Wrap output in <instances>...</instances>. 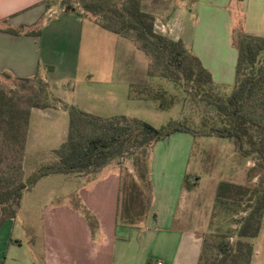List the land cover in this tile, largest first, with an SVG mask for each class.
Listing matches in <instances>:
<instances>
[{
	"label": "crops",
	"instance_id": "1",
	"mask_svg": "<svg viewBox=\"0 0 264 264\" xmlns=\"http://www.w3.org/2000/svg\"><path fill=\"white\" fill-rule=\"evenodd\" d=\"M141 6L154 17L155 29L181 41L220 88L233 86L240 34L264 36V0H141ZM74 12L51 18L46 0H0V80L39 77L59 87L60 80L72 78L73 50L55 47L48 39L58 33L67 38ZM78 108L101 118L129 117ZM31 134L28 128L24 161H38L41 153L51 156L57 149L30 144ZM171 179L152 180L145 219L139 226H128L118 220L121 178L115 168L46 176L22 193L15 219L0 227V264H198L202 241L195 229L181 224V210H189V202L179 177L176 186ZM73 197L94 215L95 233L71 205ZM251 264H264V260L253 256Z\"/></svg>",
	"mask_w": 264,
	"mask_h": 264
},
{
	"label": "rangeland",
	"instance_id": "2",
	"mask_svg": "<svg viewBox=\"0 0 264 264\" xmlns=\"http://www.w3.org/2000/svg\"><path fill=\"white\" fill-rule=\"evenodd\" d=\"M47 3L53 11L51 18L75 11L66 30L67 38L58 33L53 40L48 39L55 47L73 50L72 78L60 80L59 87L39 77L27 81L9 77L0 80V88L20 110L34 109L31 107L34 99L50 106L42 111L32 110L29 115L30 144L59 148L68 128V114L61 108L62 103L86 107L97 115L124 113L160 129L181 122L194 130H203L215 121V110L200 99L201 95H187L166 79L148 76L149 60L132 39L95 25L91 14L84 13L76 0H48ZM36 27L41 29L40 24ZM232 88H213L211 93L226 96ZM158 93L164 94L161 101L165 108H159V101L154 98ZM129 95L144 100H131L127 98ZM177 136L180 137L156 142L151 151L123 154L105 167L115 168L120 174L121 206L129 195L131 181L137 183L146 200L152 192V180L166 176L174 179L176 186L179 177L187 197L185 202H189V210H181V224L187 223L188 229H195L202 241L201 264H211L217 241L223 236L230 238V242L235 241L240 222L258 206L264 194V166L255 157L238 152L232 140L214 136L194 138L184 133ZM186 136L190 139L186 140ZM7 149L6 145L1 148L0 171L5 170L3 175L16 178L17 173L8 169L10 165L15 166L18 155ZM40 157L38 161L31 158L24 161L23 156L22 179L55 162L46 152ZM221 183L240 190L237 195L231 192L230 199L219 203L216 195ZM37 190L41 191L35 194L44 191ZM120 213L125 217L123 210ZM261 214V233L249 242L253 256L264 260V207Z\"/></svg>",
	"mask_w": 264,
	"mask_h": 264
},
{
	"label": "trees",
	"instance_id": "3",
	"mask_svg": "<svg viewBox=\"0 0 264 264\" xmlns=\"http://www.w3.org/2000/svg\"><path fill=\"white\" fill-rule=\"evenodd\" d=\"M115 1L118 0H76V3L84 13L91 14L94 23L102 29L134 41L149 60L148 76L166 79L187 95H201L200 99L215 110V121L203 130H194L181 122H173L160 129L126 116L101 118L75 105L62 103L61 108L68 114V128L65 140L51 152L55 162L40 167L24 180L21 163L30 110H20L7 92L0 88V155L3 145L18 155L15 166L10 165L8 169L17 173L18 177L3 175L5 170L0 171V227L5 221L15 219L22 193L38 180L54 174H95L115 158L140 150L142 153L148 149L151 151L156 142L175 133H187L194 138L214 136L232 140L238 152L255 157L264 166V36L240 34L236 42L233 88L226 96L213 94V88L218 86L214 84L210 72L181 41H174L155 30V19L143 11L141 0ZM30 33L39 36L38 32ZM163 95L158 93L154 96L159 101V108H165V103L161 101ZM31 107L46 109L50 106L34 99ZM147 175L149 181V172ZM140 177L143 180L145 176L142 174ZM129 185V195L123 206L119 199L118 220L128 226H139L147 215L151 198H143L135 181ZM121 190L122 187L120 194ZM238 190L240 187L221 183L216 199L223 203L230 199L231 192L237 195ZM70 203L95 233L98 223L94 215L77 198H71ZM263 207L264 194L256 209L240 222L235 231V241L230 242V238L224 236L217 241L212 250L211 264L252 263L254 251L249 240L260 234ZM121 210L125 212V217L121 216ZM201 254L202 250L198 264H201Z\"/></svg>",
	"mask_w": 264,
	"mask_h": 264
}]
</instances>
